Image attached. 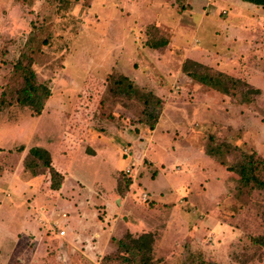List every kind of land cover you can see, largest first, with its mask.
Wrapping results in <instances>:
<instances>
[{
	"label": "rangeland",
	"instance_id": "374dc122",
	"mask_svg": "<svg viewBox=\"0 0 264 264\" xmlns=\"http://www.w3.org/2000/svg\"><path fill=\"white\" fill-rule=\"evenodd\" d=\"M183 66L240 83L223 93ZM29 68L50 89L39 115L18 102ZM243 83L259 89L249 103L234 95ZM35 146L70 170L59 190L41 161L25 166ZM217 148L226 164L208 155ZM123 153L135 159L130 173ZM242 153L264 159V7L0 0V264H125L117 242L128 232L153 234L155 264H264V188L228 170ZM256 176L264 181V169ZM106 195L114 237L104 254L67 246L51 220L38 224L41 200H61L72 222L83 210L104 221Z\"/></svg>",
	"mask_w": 264,
	"mask_h": 264
},
{
	"label": "trees",
	"instance_id": "16d2710c",
	"mask_svg": "<svg viewBox=\"0 0 264 264\" xmlns=\"http://www.w3.org/2000/svg\"><path fill=\"white\" fill-rule=\"evenodd\" d=\"M256 6L264 7V0H241ZM167 40L161 38L158 41H150L148 46L150 48H158L165 46ZM190 64H195L200 66L198 62H193L189 60ZM206 68V67H205ZM183 70L188 72V75L194 79L199 80L201 83L208 85L209 87L218 89L223 93H228L229 89L238 85L240 80L233 79L232 77L226 76L222 73H217L216 76L209 75L207 73L198 74L197 72H189L188 69L183 66ZM25 84L20 91V96L18 102L24 106H29L35 115H39L43 109L44 101L50 96V89L44 84H37L35 82V73L31 68L26 70V77L24 78ZM121 81H128L126 76L121 77V80H118L117 83H122ZM228 83L232 85L229 87ZM247 86L246 91L237 90L234 95L239 97V101L242 103H249L252 101V97L259 94L258 88H252V86L243 83ZM129 90H136L137 88L131 84H128ZM241 96V97H240ZM147 103V102H145ZM157 119V118H156ZM156 121L153 123L151 128H154ZM209 156L219 159L221 164H226L227 161L220 157L218 158L217 154H220L219 148L216 150H208ZM35 160L41 161V165L48 169V180L47 186L51 190H59L62 186L66 172L61 169V167H55L54 159L52 158L49 151L40 146L31 147L27 152V158L25 159V166L28 168H36L38 165ZM229 165V164H228ZM264 169V159L258 158L250 153L240 154L236 161L229 165L228 170L237 173L240 180L243 184L248 185L253 182L257 185L258 188H264V181L259 180L256 176V173H260ZM34 172V171H33ZM37 175V171L33 173ZM154 242L153 234L149 232L141 233L140 235L132 236L131 233H127L124 239H119L118 249L120 252H123L127 255H119L122 262L125 264H132L131 258L128 254L138 255L139 264H155V261L152 257V244ZM258 243L264 246V240H257ZM199 264H206L201 261Z\"/></svg>",
	"mask_w": 264,
	"mask_h": 264
},
{
	"label": "crops",
	"instance_id": "0c3cea01",
	"mask_svg": "<svg viewBox=\"0 0 264 264\" xmlns=\"http://www.w3.org/2000/svg\"><path fill=\"white\" fill-rule=\"evenodd\" d=\"M209 32H211V29ZM209 37H210V39H214L211 37V34H209ZM158 124L159 123L157 122V124H155V127ZM133 149L134 148L131 145L130 152H132ZM123 155L126 156L127 154L123 153ZM129 157H131V156H129ZM129 157L127 155L126 159H128ZM135 163H136L135 159L132 155V158H129V164L130 165H128V164L126 165V167H128V168H126V169H128V170H126L127 171L126 173H130L129 169L132 165H135ZM61 169H63V168H61ZM63 170L65 172H67L65 174L64 180L70 178V170L68 168L63 169ZM158 176H161V175L159 174ZM64 180H63V182H64ZM63 182H62V185H63ZM110 197L111 196L106 195V196H104L105 200H104V198H101L102 204L106 205L105 208L103 209V212H105L104 213V221L99 220L97 217H94L93 221L88 220L87 216H89V211L86 213V211L83 210L82 212H84V217H82V218L79 217L72 222L71 220H69L70 218L66 217V215H67L66 210H68V211H70V210L65 209L63 207L65 205L61 204V200L57 201V205L59 204L62 208L60 206L56 207V204L51 205V206L47 205L46 203L42 204L44 202H43V200H41L38 208L40 207V205H43V206H41L42 208L37 209L38 214L40 216V218H39L40 222L38 224H40V223L42 224L43 219L45 221H47L48 224L51 220L52 223H55V225L58 227L57 236H59V237L62 236L64 239V243H66L67 246H69V247H79L80 245L83 246L84 245L83 242L86 241L88 246H91L92 248H96V249L98 247L102 248L103 252H100V251H98V252L104 254L109 249L110 242L108 241V239H110V241H111V238L114 237V236H112V237L109 236L110 232L112 230H114V228H111V221H112V218L114 216H112V214L110 215V212H111V208H110L111 203L109 201V199H111ZM109 204H110V206H109ZM120 206H122V203L120 204ZM128 206H131V205H128ZM71 211L73 212L72 214L73 215L75 214L76 216L77 215L80 216L82 214V213H78L77 210H71ZM69 215H71V212ZM63 217H66V218H63ZM133 221H134V219H133ZM76 222L78 223V225L76 224ZM45 223L46 222H44V224ZM134 224L137 227L143 226L142 220H140V219H135ZM96 227L101 228L100 231H97ZM76 230H77L76 234L78 236L76 238H79V241H78L79 243L74 241L72 238L73 237L72 235L74 234V231H76ZM59 231H63V234H59ZM70 233H71V236H70ZM116 237H120V235H117ZM106 242H108L109 245H106ZM94 243H95V246H94ZM96 253L97 252H95V254Z\"/></svg>",
	"mask_w": 264,
	"mask_h": 264
},
{
	"label": "built area",
	"instance_id": "2783aa9c",
	"mask_svg": "<svg viewBox=\"0 0 264 264\" xmlns=\"http://www.w3.org/2000/svg\"><path fill=\"white\" fill-rule=\"evenodd\" d=\"M142 197H143V199H145L146 198V194H143ZM59 234H63V231H59Z\"/></svg>",
	"mask_w": 264,
	"mask_h": 264
}]
</instances>
